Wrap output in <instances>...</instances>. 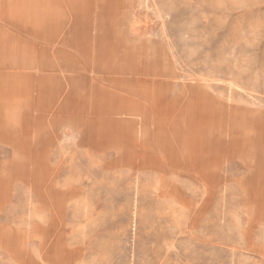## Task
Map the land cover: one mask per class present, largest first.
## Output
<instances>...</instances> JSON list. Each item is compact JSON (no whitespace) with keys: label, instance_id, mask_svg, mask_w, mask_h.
Masks as SVG:
<instances>
[{"label":"rangeland","instance_id":"1","mask_svg":"<svg viewBox=\"0 0 264 264\" xmlns=\"http://www.w3.org/2000/svg\"><path fill=\"white\" fill-rule=\"evenodd\" d=\"M58 1L72 12L87 1L92 18L8 22L0 27V49L12 47L0 59L15 65L10 56H23L52 66L45 70H70L76 92V78L85 74L89 108L75 117L69 114L77 109L64 107L56 125L47 123L46 136L31 133L41 144L52 138L45 154L52 163L18 165L25 179L14 177L4 219L31 222L29 260L15 254L0 264H264V205L250 200L251 175L264 174L257 163L264 158V0ZM45 38L71 59L55 60L50 46L38 49L39 40L51 44ZM58 82L66 88L62 76ZM13 86L21 92L0 89V114L39 111L56 93L52 83ZM97 90L119 109L97 110ZM160 92L174 103L163 120L153 99ZM124 100L134 106L123 108ZM215 108L220 124L204 114ZM232 110L251 112L253 126ZM96 120L118 124L119 147L86 148L84 129L97 127L84 123ZM174 129L182 131L180 143L192 159L203 163L201 172L188 167ZM164 138L179 166L166 162ZM119 151L133 163L108 166ZM145 154L160 167L143 165ZM4 186L0 181L2 194ZM69 189L77 190L71 196Z\"/></svg>","mask_w":264,"mask_h":264},{"label":"crops","instance_id":"2","mask_svg":"<svg viewBox=\"0 0 264 264\" xmlns=\"http://www.w3.org/2000/svg\"><path fill=\"white\" fill-rule=\"evenodd\" d=\"M92 5V4H91ZM75 7L78 6L74 5ZM80 6H82V9L80 12L77 10L78 8H75V11H67V9H64V5L62 2L58 0H0V27H8V22H11V25L14 26V24H19L22 26H26L23 22H29V21H37V22H43L46 20L51 21H62V20H70V21H78V20H85V19H91L93 13H89L88 8V2L83 1L81 2ZM90 15V16H89ZM16 22V23H14ZM21 22V23H20ZM57 31V30H56ZM5 34V33H4ZM29 33H25L24 35H28ZM32 35L45 37L46 35L44 32H35L31 33ZM56 34V32H54ZM1 35V34H0ZM13 35V34H12ZM19 35V34H17ZM61 36V33H59ZM21 36V35H20ZM28 44L29 42L26 41ZM39 42L41 43L40 46L37 48L40 49L43 46H50L51 47V56L58 61V57H62V52L59 49H55L58 45L56 44H44L43 40ZM26 45L25 47H27ZM12 47V46H10ZM2 48L0 49V54L8 53L9 48ZM55 47V48H54ZM27 53V52H26ZM68 57L67 55H63ZM2 58V57H1ZM16 58V59H15ZM70 58V56L68 57ZM10 59L15 65L9 64L6 60L0 59V88L4 90L6 86L9 87L10 92L11 89L14 90V93H18L21 91H15L14 84H20L22 86V90L24 87H33L38 88V86L41 83H52L55 85L56 93L53 95L50 99L47 100L48 103L43 104V108L41 110H28L26 112H20V111H3L0 114V117L2 119V125L0 126V181H3V184L5 185V195L3 203H0V261L7 260L12 255L15 256V254H21L22 260H25L23 257L24 253H26V257L29 260V239L31 236V222L29 221H23L22 224H17L15 222L5 220L4 218L7 215V212L5 211V207L8 205L9 200V188L13 187V181L15 178L18 180L24 182V176H17L13 174V171L9 173L7 171V168L9 165H25V164H51L52 162L50 159H52L50 156L45 155L46 151L49 150L52 143V138L50 137V143L49 145L46 143H39L36 142L34 138L31 137V133L39 132L40 134L47 135L51 130V128L46 129L47 123H53V125H56L58 121L61 120V117L63 116V113L61 112L64 107L71 109V106L77 110H75L74 114H69L70 116L75 115L78 116L77 111H87L88 110V104L86 97L90 95L92 92L90 89L87 88V82L88 79L85 74H80L78 78H76V84L79 87V91L76 92V89L74 88V79L73 75L71 74L70 70H65L62 68H59L57 70H45V69H36L38 66L34 64L32 69L29 67V59H26L27 61L23 60V56H21V60L19 57H11ZM71 59V58H70ZM10 60V61H11ZM5 69H14L11 71V74H5ZM17 69L19 71H17ZM28 70L23 72L21 70ZM16 70V71H15ZM31 70V71H30ZM33 71V72H32ZM62 73V75L60 73ZM27 75V76H24ZM6 78L3 80V78ZM59 76H62L64 80L66 81V88L63 89L61 84H59ZM131 78H128L125 80L126 82H132L130 81ZM5 81V82H3ZM59 87V89H58ZM83 89L84 91H82ZM95 94L97 95V98H99V102L101 104L100 107H98L97 110L110 112V111H116L119 109L118 106L112 102L114 100L113 97H107L106 93L102 90L95 91ZM38 93H35L33 95L34 99H38ZM76 95V96H75ZM27 97V95H26ZM107 97V98H106ZM63 99V100H61ZM124 105L122 104V107H133L134 105L130 104L126 100L123 101ZM104 108H102L103 106ZM236 111V112H235ZM232 112L239 113L244 112L246 116L252 117V113L241 111V110H235ZM35 112V113H33ZM170 111H165L164 109L158 110L157 115L163 120L167 116H169ZM93 114V113H92ZM32 117L36 118L32 119ZM182 115L180 116V118ZM178 118V119H180ZM34 124V125H33ZM85 127H89V125L97 127V129H84L86 137L83 139V143L86 146V148H90L89 146L94 148V150H102L106 147H115L120 146L119 142V132L117 131V123L114 121H107L103 122L100 120H96L91 124H87V122L84 123ZM107 127V128H105ZM34 129V130H33ZM11 131H16L17 133L14 134V137H17L18 140L21 139V136L19 133L25 132V138L23 141L24 144L20 145H14L12 144L10 140V133ZM56 131V130H53ZM89 132H92L89 134ZM2 133V134H1ZM119 135V136H118ZM12 138V137H11ZM125 138L128 140V143H131V138L129 137H123V141ZM161 140V139H160ZM176 141V140H175ZM177 142V141H176ZM180 147L181 151L184 153L186 159H189L188 156V150L185 149L184 144H181L177 142ZM115 145V146H114ZM161 146L165 150V159L168 164L172 167V164L174 162H177L180 164V161L178 157L175 156L174 151L172 149V146L170 143L165 144L161 141ZM58 150L59 153H61V147ZM38 149V157L36 160H30L35 159L34 155L36 152L35 150ZM20 150L24 152V159L27 160H16L17 156L16 154L20 153ZM119 151L116 159H113L108 166H118V165H125L126 164H132V159H126L127 153H123ZM45 155V156H43ZM54 158V157H53ZM61 158L62 157H57ZM126 159V160H125ZM147 155L143 156L141 159L142 164H157L160 167V164L151 158L148 160ZM149 161V162H148ZM188 161V160H187ZM64 163V162H60ZM15 177V178H14ZM252 177V192L250 194V200L253 204L258 205H264V174H261L259 176H253ZM27 180H37L35 178L30 179L28 174ZM34 190V189H33ZM77 190V189H76ZM75 189H69V195H73L74 192H76ZM66 193L65 195H67ZM259 194V195H258ZM29 196V195H28ZM258 197V198H257ZM29 201V199H28ZM10 212V211H9ZM26 222V223H25ZM16 225V226H14ZM34 229H39V225H36V223L33 224ZM20 241V243L18 242ZM19 259V258H16Z\"/></svg>","mask_w":264,"mask_h":264},{"label":"bare ground","instance_id":"3","mask_svg":"<svg viewBox=\"0 0 264 264\" xmlns=\"http://www.w3.org/2000/svg\"><path fill=\"white\" fill-rule=\"evenodd\" d=\"M40 38H42V39H44V37H40ZM46 40L45 41H48L49 43H51L52 44V41L49 39V38H45ZM29 67H31V66H33L34 64H36L37 66H39V68L40 69H46L47 67H52V66H49V65H46V64H44L43 62H41V61H35V63L33 62V61H29ZM32 63H34V64H32ZM58 69V68H57ZM56 69V70H57ZM127 69H129V68H127ZM130 69H134V67H132V68H130ZM7 87V86H6ZM5 87V88H6ZM0 89H2V88H0ZM3 90V89H2ZM6 91H7V89H6ZM39 92V90H37V93ZM164 96H163V94L160 92V93H158V95L157 94H154L153 95V99H154V102H156V105H157V108H158V110L159 109H166V110H168V109H171L172 108V105L174 104V103H168V102H166V100H165V98H163ZM167 103L168 104H170V105H167ZM26 106V108H28L29 106H30V100L28 99V100H25V101H22L21 102V107L22 108H24ZM214 110H216V111H214ZM210 114H208V113H204L205 115H207V118H208V120H209V118H210V124H212V121H214V122H217L218 123V119H216L217 117H218V113H217V109L215 108ZM209 116V117H208ZM246 118L247 119H245V124L247 125H249V127H252L253 126V123H254V121L252 122V120L248 117V116H246ZM222 122V120H220L219 121V123L218 124H220ZM206 124H208V123H206ZM259 124V123H258ZM2 125V121L0 120V126ZM260 130V129H259ZM174 131H175V129H174ZM22 132V131H21ZM175 140L177 141V142H181V138H182V136H183V134H182V131L180 132V129H178V130H176L175 132ZM2 134V133H1ZM22 134H23V139L22 140H24V138H25V135H26V133L25 132H22ZM258 134V133H257ZM10 135H11V137H10V140L9 141H11L14 145H16V144H22L23 143V141L20 139V140H18V139H16V138H14L12 135H13V133H10ZM164 140L165 141H162V143H165V144H168V141L164 138ZM24 144V143H23ZM234 146H235V142H234ZM186 149V148H185ZM187 150H188V156H189V159H187L188 161H187V163H188V167H191L192 169H194V170H199L200 172H201V170H202V168L204 167L203 166V163L201 162H198L197 160L195 161L194 159H192V154H189V149L187 148ZM191 151V150H190ZM259 155H261V152H259ZM258 156V153H256V157ZM262 159H264L263 158V155L262 156H259L258 158H257V163H258V165H259V169H260V171H264V169H263V166H264V160H262ZM148 160V159H147ZM143 162H145L144 160H142ZM149 162V161H148ZM145 166H147V165H149V164H144ZM151 165H154V166H156V167H158L159 168V165H157V164H151ZM180 164L179 163H177V162H174V164H172V167L173 166H179ZM20 166H18V165H14V169H13V171L14 172H17L18 173V175L19 176H23L22 174V172L20 171V168H19ZM4 195L5 194H2V193H0V203H3V200H4ZM259 195V194H258ZM258 198V197H257ZM258 204V203H257ZM256 204V205H257Z\"/></svg>","mask_w":264,"mask_h":264}]
</instances>
